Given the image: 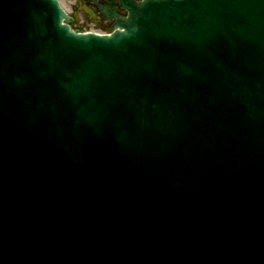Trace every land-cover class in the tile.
<instances>
[{"label": "water", "instance_id": "water-1", "mask_svg": "<svg viewBox=\"0 0 264 264\" xmlns=\"http://www.w3.org/2000/svg\"><path fill=\"white\" fill-rule=\"evenodd\" d=\"M49 1L58 8L55 1ZM122 8L129 12V17L118 19L114 28L123 31H117L111 38L95 35L78 36L71 33L68 27L60 25V28L67 40L76 41L85 46L87 51L82 55L83 60L94 57L111 60L114 57L123 56L126 52L133 51L136 57L132 54L133 58L123 59L121 62L127 63L125 65L126 69L131 72L141 86H144L143 70L145 68L141 62H145L148 57L158 53L157 43L161 46L163 57V53L177 47L198 48L200 42L203 39L206 40L207 47L199 52H210V54L203 55L200 59V65L192 71V59L199 52L195 56L182 58L180 65L182 72L176 81L184 80V78L190 79L191 77L193 81H196L197 75L195 73L200 71L204 73L205 69L214 70L217 61L226 50V62L221 67L233 61L237 57L238 44L242 41L252 44V46L255 43L260 48V52L253 53V57L256 62H261L264 66V0H146L142 4L125 3ZM106 16L110 19L114 18L112 14ZM60 17V20L64 17L62 11H60ZM259 29L260 31L255 39L253 34ZM76 60H78V57ZM226 80L233 87L240 86L243 81L238 72L233 73ZM187 82L185 81V83ZM36 97L37 95L34 92L31 99ZM261 101L264 103V98ZM18 102L7 98L4 107H8L9 104L18 105ZM105 103L106 105L111 104L110 102ZM252 105L253 102L251 101L247 104V107H253ZM104 106L96 108L102 111ZM19 107L21 110L16 115L20 117L30 116V107L40 114L39 120L46 116L47 107H43L39 102L30 106L25 100H21ZM94 109L93 104L88 105L90 112H93ZM38 124L37 134L30 140L23 138L25 145L19 147V150L23 151L33 147L37 148L42 155L45 151L42 143L52 142L54 145L49 159L52 167L51 172L54 175L67 176L54 177L52 180L46 179L45 182L53 190L75 191L76 193L72 195L74 198L79 196V192H86L84 197L93 199V202L87 201L83 204L104 207L101 211L109 216V222L112 219L116 220V224H103L89 229V232H93V235L88 240L93 241L96 238L105 237L115 228L121 226L127 228L125 239L136 244L146 243L152 239L164 241L173 236L174 228L167 226V220L164 216H174L175 212L172 209L168 210L161 207L162 212L166 215L159 217L155 216V210L152 207L155 202L158 205L160 204L158 202H163L165 197L170 200L171 171L174 167L172 161L163 164L160 160L161 154L156 152L147 166L148 172L143 171L139 175H134L131 172L132 176L130 178L126 177V172L120 173L108 163L97 162L88 175V179L90 175L96 176L99 187H95L88 180L81 177L72 162L69 163V167H65V151L52 135V127L43 124L42 121H39ZM191 126H193L192 123ZM21 127L22 125L18 121L15 129L20 131ZM186 127H189V125L187 124ZM44 129H46V132ZM25 132L29 133V130L27 129ZM19 157L22 161H26V154H20ZM47 162L48 160L45 157L42 161H34V171L37 172L41 163L47 164ZM188 163L193 167L201 164L193 158ZM208 165L206 161L203 164V166ZM244 176L249 175L244 174ZM258 178V188L264 189V172ZM11 182L24 181L11 179ZM247 191L249 192V190ZM143 198H145V202L141 203L139 200ZM253 198L258 200L256 196H253ZM131 205H134L135 218L130 217ZM219 207L221 208V206ZM256 208L261 209L259 205ZM2 225L0 217V228ZM53 241L42 240L35 250L36 253L41 255L40 258L46 264H58L65 257V253H57L55 257L44 255L47 252L51 255L55 254L54 247L51 246L50 250H47L43 245ZM138 252L140 253L139 257L145 260V254L140 246H138Z\"/></svg>", "mask_w": 264, "mask_h": 264}, {"label": "rangeland", "instance_id": "rangeland-1", "mask_svg": "<svg viewBox=\"0 0 264 264\" xmlns=\"http://www.w3.org/2000/svg\"><path fill=\"white\" fill-rule=\"evenodd\" d=\"M62 1V3H64V4H69V3H72V1H70V0H61Z\"/></svg>", "mask_w": 264, "mask_h": 264}]
</instances>
